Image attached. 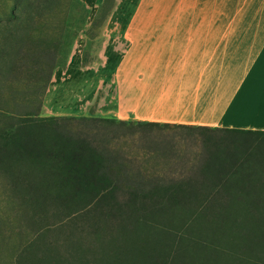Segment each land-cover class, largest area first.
I'll use <instances>...</instances> for the list:
<instances>
[{
	"label": "trees",
	"instance_id": "16d2710c",
	"mask_svg": "<svg viewBox=\"0 0 264 264\" xmlns=\"http://www.w3.org/2000/svg\"><path fill=\"white\" fill-rule=\"evenodd\" d=\"M7 2L0 264H264V132L99 117L100 92L88 115L41 116L80 29V66L94 62L116 0H99L91 20L82 0ZM170 129L200 147L178 178L161 168L182 150L155 136Z\"/></svg>",
	"mask_w": 264,
	"mask_h": 264
},
{
	"label": "crops",
	"instance_id": "0c3cea01",
	"mask_svg": "<svg viewBox=\"0 0 264 264\" xmlns=\"http://www.w3.org/2000/svg\"><path fill=\"white\" fill-rule=\"evenodd\" d=\"M134 3L128 67L113 82L104 70L75 71L83 30L66 75L55 70L49 115L83 116L105 87L99 117L264 132V0Z\"/></svg>",
	"mask_w": 264,
	"mask_h": 264
},
{
	"label": "rangeland",
	"instance_id": "374dc122",
	"mask_svg": "<svg viewBox=\"0 0 264 264\" xmlns=\"http://www.w3.org/2000/svg\"><path fill=\"white\" fill-rule=\"evenodd\" d=\"M7 0H0V18L6 15V8L10 3H5ZM85 6L88 8L90 13L89 20L95 15L98 8L99 0H82ZM135 0H116V7L112 13V16L109 18L106 26H104L102 31V36L99 39H96L91 48V55L95 57L94 62L87 69H100L108 73V77L111 79V82L114 81L119 66L128 67L130 61L129 55V15L130 11L135 5ZM78 16V25L80 28L83 22V14L80 12H75ZM83 29H80L79 33ZM71 64H74V70L78 71L80 65L75 62V59L72 60ZM67 67V65H66ZM61 77L63 78L66 75V71L63 69H58ZM55 73V72H54ZM52 76L51 82L48 85L46 94L43 99V106L41 109V116H50L48 114V109L46 108L49 104V100H53L52 89L55 85L53 83ZM57 75V74H56ZM55 79V78H54ZM57 79V76H56ZM104 86V85H103ZM105 87L99 92L101 95ZM36 100L39 99V95L36 96ZM92 106V105H91ZM89 106L85 115H88ZM94 115L97 116L96 111ZM155 136L161 137L164 141L172 142L178 149H181L183 154L178 156V159L171 160L170 164L164 168H161V172L165 174L173 175V177L178 178L179 175L186 173L188 166H191L193 162L191 161L193 153L197 151L200 147L198 145L197 135L179 131L175 129L166 130L161 133H156ZM173 145V146H174ZM174 146V147H175ZM218 149H226L224 144H219L215 146Z\"/></svg>",
	"mask_w": 264,
	"mask_h": 264
}]
</instances>
